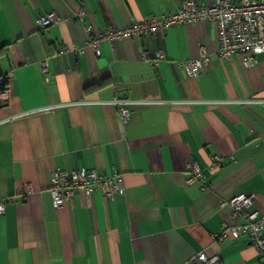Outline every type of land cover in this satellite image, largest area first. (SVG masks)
<instances>
[{"label":"crops","instance_id":"crops-1","mask_svg":"<svg viewBox=\"0 0 264 264\" xmlns=\"http://www.w3.org/2000/svg\"><path fill=\"white\" fill-rule=\"evenodd\" d=\"M184 1L0 0V264H195L200 251L219 264H264L248 236L214 237L244 222L220 208L235 194H254L246 210L264 215V53L251 67L222 62L209 22L102 39L99 54L87 41L86 25L97 37ZM49 11L58 21L40 33ZM199 47L210 62L190 77L182 63ZM116 98L129 101L126 121ZM191 163L202 181L186 182ZM57 169L117 174L125 192L88 202L79 189L54 208Z\"/></svg>","mask_w":264,"mask_h":264},{"label":"built area","instance_id":"built-area-1","mask_svg":"<svg viewBox=\"0 0 264 264\" xmlns=\"http://www.w3.org/2000/svg\"><path fill=\"white\" fill-rule=\"evenodd\" d=\"M85 13L80 11L77 16L83 20ZM58 17L54 11H49L37 19V30L45 33ZM193 22H209L217 29L218 58L224 62L232 56H239L245 67H251L256 62V56L264 53V0H214L208 4L200 5L196 0H185L180 7L171 13H163L160 16H152L149 19L135 22L131 26L121 30H113L92 35V26L86 25L87 41L94 52L99 54V42L102 39L114 41L123 37L138 38L149 33L162 32L165 29ZM84 49H77L82 53ZM210 62L209 55L204 47H199L198 56L182 63L190 77H196L202 73ZM43 80H49V63L44 60L41 63ZM5 92L0 91V96ZM117 106L120 116L124 121L129 116V101L116 98L111 101ZM190 176L187 183L202 181V172L197 163L188 164ZM82 190L89 202L94 192L101 193L105 198L112 199L116 194H124V186L119 175L102 177L95 169L82 170H54L49 177V194L54 208L70 205L77 190ZM255 195L239 193L229 198L226 202H220V208L229 205L231 217L243 219V223H224L222 231L214 237L223 242L227 238H235L246 235L252 246L259 254L264 256V215L259 216L256 209L246 210L254 205ZM5 212V201L0 200V216ZM195 264H219L217 255H207L200 251L194 257Z\"/></svg>","mask_w":264,"mask_h":264},{"label":"trees","instance_id":"trees-1","mask_svg":"<svg viewBox=\"0 0 264 264\" xmlns=\"http://www.w3.org/2000/svg\"><path fill=\"white\" fill-rule=\"evenodd\" d=\"M0 56H1V49H0ZM101 83L98 84H90L87 86L88 89H92L95 87H99L103 84L104 80H101ZM8 85L7 77L2 74L1 68H0V91H5Z\"/></svg>","mask_w":264,"mask_h":264}]
</instances>
